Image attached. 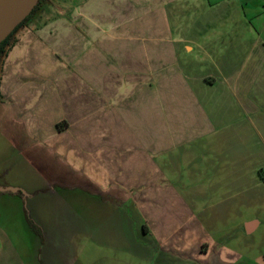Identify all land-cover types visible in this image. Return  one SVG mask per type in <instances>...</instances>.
<instances>
[{
    "label": "crops",
    "instance_id": "0c3cea01",
    "mask_svg": "<svg viewBox=\"0 0 264 264\" xmlns=\"http://www.w3.org/2000/svg\"><path fill=\"white\" fill-rule=\"evenodd\" d=\"M56 1L0 67V199L41 264H80L77 238L82 264H250L264 0ZM0 264H28L5 226Z\"/></svg>",
    "mask_w": 264,
    "mask_h": 264
},
{
    "label": "rangeland",
    "instance_id": "374dc122",
    "mask_svg": "<svg viewBox=\"0 0 264 264\" xmlns=\"http://www.w3.org/2000/svg\"><path fill=\"white\" fill-rule=\"evenodd\" d=\"M47 5L50 6V10L44 14L39 13L41 21L55 16L57 12H61L59 8L56 10V7L58 6V2L56 0H49ZM253 23L257 28L259 27V22L257 20H253ZM26 29L27 28H21L17 31L14 35L15 40ZM21 208L20 203H16L15 201L9 199H0V226H5L6 231L10 236V241L17 249H20V254H23L28 264H41L42 248L44 245L43 241L40 240L38 236H35L31 231L27 224L25 215H23L24 218L22 217ZM75 241L78 242V252L80 253L76 255L75 259L78 261L80 258V264H82L83 239L77 238ZM251 246L252 248L248 256L250 264H264V237L258 236V239H254L252 241ZM43 257H45L44 253ZM46 259L49 260L50 258ZM42 262V264H45L46 260L43 258Z\"/></svg>",
    "mask_w": 264,
    "mask_h": 264
},
{
    "label": "water",
    "instance_id": "95a60500",
    "mask_svg": "<svg viewBox=\"0 0 264 264\" xmlns=\"http://www.w3.org/2000/svg\"><path fill=\"white\" fill-rule=\"evenodd\" d=\"M38 0H0V43L31 12ZM5 191L13 192L7 188Z\"/></svg>",
    "mask_w": 264,
    "mask_h": 264
},
{
    "label": "trees",
    "instance_id": "16d2710c",
    "mask_svg": "<svg viewBox=\"0 0 264 264\" xmlns=\"http://www.w3.org/2000/svg\"><path fill=\"white\" fill-rule=\"evenodd\" d=\"M49 3V0H38L37 4L33 7L30 14L20 23L18 24L15 29L0 43V67L2 64L3 59L6 57L8 51L11 49V47L15 43L14 35L17 31H19L21 28L27 27L29 24H32V22L36 21L37 19H40V14H43L47 12V8H45V5ZM40 13V14H39ZM16 195H19L23 198V195L21 192H15ZM27 224L31 231L42 240V233L41 230L28 218H26Z\"/></svg>",
    "mask_w": 264,
    "mask_h": 264
}]
</instances>
